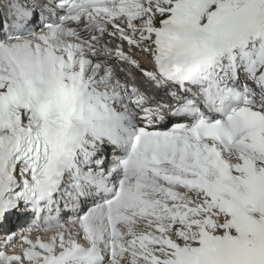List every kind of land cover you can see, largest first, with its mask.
Wrapping results in <instances>:
<instances>
[{
    "label": "snow or ice",
    "instance_id": "snow-or-ice-1",
    "mask_svg": "<svg viewBox=\"0 0 264 264\" xmlns=\"http://www.w3.org/2000/svg\"><path fill=\"white\" fill-rule=\"evenodd\" d=\"M0 264H264V0H0Z\"/></svg>",
    "mask_w": 264,
    "mask_h": 264
}]
</instances>
